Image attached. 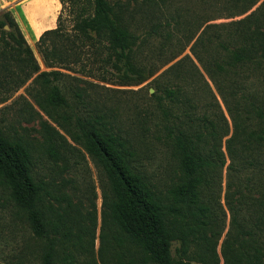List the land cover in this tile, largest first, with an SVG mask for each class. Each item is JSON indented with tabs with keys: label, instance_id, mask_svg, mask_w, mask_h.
<instances>
[{
	"label": "trees",
	"instance_id": "16d2710c",
	"mask_svg": "<svg viewBox=\"0 0 264 264\" xmlns=\"http://www.w3.org/2000/svg\"><path fill=\"white\" fill-rule=\"evenodd\" d=\"M217 1L232 2L235 16H241L260 0ZM70 3V28L64 25L63 8L57 28L45 31L36 44L49 71H41L11 13L0 14V104L31 80L27 88L37 104L60 112L58 122L65 133L89 154L106 180L108 220L102 222V246L95 255L94 220L93 228L85 227L79 213L62 207L67 198L52 196L49 183L36 170L31 145L8 135L0 122V187L39 240L41 264H219L216 247L222 236V264H264V1L241 20L207 24L191 46L228 119L206 82L203 92L211 102L198 112L194 69L181 62L163 72L166 84L153 80L150 99L163 119L156 128L163 133L177 174L165 194L140 170L138 152L114 132L109 113L97 107L87 110L85 89L78 85L74 90L62 81L94 84L60 71L74 72L71 66L85 60L74 73L108 82L113 70L121 73L120 86L144 83L157 68L145 74L138 52L163 26L152 24L146 36L134 28L163 13L126 10L109 0ZM190 17L185 8V15L171 20L175 28H187L193 24ZM167 48L170 57L162 66L184 50L178 44ZM66 91L72 92L73 101ZM43 130L45 161L65 162L66 140L48 126ZM173 243L179 245L177 258L171 254Z\"/></svg>",
	"mask_w": 264,
	"mask_h": 264
},
{
	"label": "rangeland",
	"instance_id": "374dc122",
	"mask_svg": "<svg viewBox=\"0 0 264 264\" xmlns=\"http://www.w3.org/2000/svg\"><path fill=\"white\" fill-rule=\"evenodd\" d=\"M64 1V5L61 4L62 10L63 8L65 10L63 22L66 28H70L67 9L71 6V3L70 0ZM109 1L112 4L121 3L126 10H145L147 14L162 11L163 16L156 14L143 28H134L140 34L146 36L149 32H152V24L161 23L163 26V28H159L158 35L149 38L138 52L139 61L146 68L145 74L149 70L157 68L156 73L138 86H120L118 78L121 73L117 71H110L111 73L107 75L110 80L108 82H101L83 74L74 73L78 72L82 65L87 63L84 60V63L79 66H71L74 72L63 69H60V71L67 74V76L79 77L94 85L78 84L69 78H65L62 83L67 87L72 86L73 89L78 85L85 89L87 97L84 98V101L87 110L97 107L99 111L106 110L109 113L108 122L112 125L114 132L127 139L133 145L136 153L138 152L137 165L140 166V170L152 181L156 191L165 194L176 181L177 174L170 151L164 144L163 133L158 132V128H156L157 124L162 126L163 119L156 108L155 101L150 99L153 80L159 79L166 84L168 78L163 76V72L170 66L181 62L185 68L194 69L193 86L199 93V100H197L198 112L203 113L202 105L211 102L209 96L203 92L206 90V83H208L228 119L225 107L217 96L208 76L193 57L191 46L207 24H221L241 20L254 12L264 0H260L241 16H235L237 9H235L232 2L225 4L217 0H153L152 2L155 4H148L149 6L147 0ZM201 1L207 3L202 4ZM185 8L190 10V21L193 24L188 25L187 28H175V21L171 20V17L185 15ZM166 24L169 26H166ZM171 36L172 38H170ZM36 44L30 47L41 71H49L42 62ZM169 44H178L179 48L184 47V50L173 61L162 66L170 57L169 48H167ZM162 46L163 49H166L165 51L161 49ZM87 67L89 68L88 65ZM30 82L31 80L13 93L6 102L0 104V122L2 121V126L8 135H17L31 145L34 157L37 160L36 170L41 178L49 183V191L52 196H66L67 198V201L62 203V207L70 208L73 212L79 213L82 218L80 221H83L82 224L85 227L93 228L91 218L94 220V238L91 248L97 255L102 246V222L108 220V209L104 204L106 180L89 154L65 133L59 124V122L61 123L60 112L55 111V113L49 108L45 110L37 104L29 88H27ZM66 96L70 101H73L72 92L66 91ZM44 126H48L68 143L65 162L56 165L50 164L42 156ZM159 138H162V140H159ZM224 178L225 173L223 172V181ZM50 202L54 207L57 206L55 200ZM225 231H227V226ZM222 240L223 236L216 247L219 264H222ZM178 247V244L173 243L171 254L174 258H177L176 249ZM40 256L39 240L30 231L23 213L13 204L8 192L0 187V264H41ZM190 264L201 263L192 261Z\"/></svg>",
	"mask_w": 264,
	"mask_h": 264
},
{
	"label": "crops",
	"instance_id": "0c3cea01",
	"mask_svg": "<svg viewBox=\"0 0 264 264\" xmlns=\"http://www.w3.org/2000/svg\"><path fill=\"white\" fill-rule=\"evenodd\" d=\"M61 10L59 0H0V11L11 13L31 47L45 31L57 28Z\"/></svg>",
	"mask_w": 264,
	"mask_h": 264
},
{
	"label": "water",
	"instance_id": "95a60500",
	"mask_svg": "<svg viewBox=\"0 0 264 264\" xmlns=\"http://www.w3.org/2000/svg\"><path fill=\"white\" fill-rule=\"evenodd\" d=\"M6 29H7V27H6ZM150 92L152 93V92H153V90H151Z\"/></svg>",
	"mask_w": 264,
	"mask_h": 264
}]
</instances>
